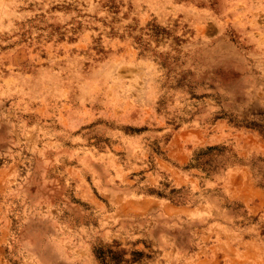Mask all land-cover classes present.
<instances>
[{
	"label": "rangeland",
	"instance_id": "374dc122",
	"mask_svg": "<svg viewBox=\"0 0 264 264\" xmlns=\"http://www.w3.org/2000/svg\"><path fill=\"white\" fill-rule=\"evenodd\" d=\"M0 264H264V0H0Z\"/></svg>",
	"mask_w": 264,
	"mask_h": 264
}]
</instances>
